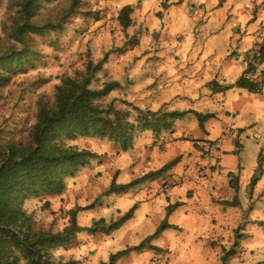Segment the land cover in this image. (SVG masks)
Wrapping results in <instances>:
<instances>
[{"label": "crops", "instance_id": "0c3cea01", "mask_svg": "<svg viewBox=\"0 0 264 264\" xmlns=\"http://www.w3.org/2000/svg\"><path fill=\"white\" fill-rule=\"evenodd\" d=\"M114 4L116 16L122 8L133 7L132 30L163 29L184 36L181 41H158L141 48L150 49L141 61L151 65V74L141 73L142 77L168 85L160 92H135L127 100L142 110L215 114L205 124L208 137L198 133L195 115L187 114L172 132L156 138L145 131L124 152L117 167L121 172L113 174L109 186L114 179L119 185L128 184L178 162L121 193L125 205L110 202L120 194L105 198L112 213L99 219L109 221L114 212L121 216L136 206L133 217L109 235L114 249L140 245L163 222L172 226L152 239L156 250L132 252L117 264H148L153 257L161 264H264V147L256 146L255 156L246 163L241 142L247 129L264 128V84L257 94L236 87L218 93L210 89L213 81L220 86L235 84L254 50L264 44V0H168L166 9L163 0H114ZM263 75L264 64L257 67L254 78L263 80ZM234 114L236 127L229 133L232 117L228 116ZM202 139L216 142L209 156L202 152L198 141ZM235 198L238 204H223ZM171 206L176 207L168 214ZM94 215L92 220H99ZM138 236L141 242L134 245Z\"/></svg>", "mask_w": 264, "mask_h": 264}, {"label": "rangeland", "instance_id": "374dc122", "mask_svg": "<svg viewBox=\"0 0 264 264\" xmlns=\"http://www.w3.org/2000/svg\"><path fill=\"white\" fill-rule=\"evenodd\" d=\"M19 1L0 0L2 47L9 48L17 43L14 38V19ZM37 1L39 6L33 21L41 29L28 36L33 55L24 62L23 67L10 72L9 81L0 88V163L7 152L6 144L27 141L29 130L36 122L39 100L43 98L45 101H53L61 77H73L85 69L89 60L97 62L104 54L109 53L107 63L103 70L97 73L92 84L95 89L101 88L102 84L108 81L121 84L119 89L105 99L107 104L113 100L129 101L126 97H133L135 92H160L168 85L166 81H153L141 75L151 74L150 63L141 61L145 54L150 53V49L141 48L148 43L181 41L184 38L183 35L175 36L172 32H164L163 29L153 32H140L141 30L132 28L123 30L117 22L114 0H79L78 7L72 12L68 11L70 0ZM163 2L166 4L168 0ZM129 102L136 106L134 102ZM213 116L215 117V114ZM236 117V114L228 116L230 124L227 132L235 129ZM198 133L203 138L209 135L206 128H200ZM198 141L201 142L205 155L209 156L216 148L203 147L206 142L216 146V142L204 139ZM241 142L244 147L243 158L248 163L255 156L256 146L264 147V128L256 126L247 129L241 135ZM70 143L96 154L97 158H92L88 165L77 170L74 177L69 176L66 179V190L63 194L27 198L25 208L32 216L37 229L60 232L68 225L71 210L91 205H94L97 213H93V208L79 211V224H90L94 214L98 219L111 216L113 207L107 202L108 199H105L108 196L102 197V194L108 189L113 174L121 172L117 167L125 155L124 152L120 151L116 143L99 136L77 138ZM124 196L125 194L118 197L115 195L110 198V202L125 205ZM98 198L101 199L100 203L105 201V205H96ZM118 216V213L114 212L113 217ZM133 242L138 245L141 242L139 236L134 237ZM112 244V236H89L83 233L71 242L56 247L54 254L64 262L102 264L109 260L111 254L120 250L112 248ZM149 258L150 256H146L147 260ZM148 264L161 263L153 257Z\"/></svg>", "mask_w": 264, "mask_h": 264}, {"label": "trees", "instance_id": "16d2710c", "mask_svg": "<svg viewBox=\"0 0 264 264\" xmlns=\"http://www.w3.org/2000/svg\"><path fill=\"white\" fill-rule=\"evenodd\" d=\"M78 1L70 0L69 12L78 7ZM17 6L19 8L14 19V38L17 43L9 48L0 44V88L9 81V73L23 67L24 62L33 55L28 36L41 29L33 21L39 6L37 0H20ZM163 8L166 9L167 4ZM132 13L131 6H126L117 13V21L123 30L132 25ZM257 48L260 51L258 58L254 53ZM257 48L235 84L220 86L213 81L210 84L212 92H224L236 87L250 93H260L264 75L263 80L254 76L257 67L264 64V44ZM108 59L109 53H106L97 62L89 60L85 69L75 76L61 77L53 101H45L43 98L39 100L36 122L29 130L27 141L6 144L7 152L0 163V264H76L74 261L64 262L58 259L54 249L71 242L82 233L89 236L112 235L133 217L136 206L109 221L94 219L89 226H80L79 211L93 208L94 205H91L71 210L69 223L60 232L35 227L32 216L25 208L27 198L63 194L66 179L74 177L77 170L88 165L92 158H97L96 154L79 149L70 142L77 138L99 136L116 143L120 151L126 152L132 148L138 134L152 131L157 138L163 132H172L175 123L187 114L195 115L202 130L206 122L214 117L213 114L195 111L142 110L126 100H113L107 104L105 99L119 89L121 84L108 81L99 89L93 88L92 84ZM177 162L178 160H174L161 170L150 172L128 184L119 185L114 179L102 197L127 193L137 185L167 172ZM230 177L234 182V174H230ZM255 181L256 178L252 180V184ZM233 189L238 191L235 183ZM99 201L100 198L95 204ZM223 204L233 206L238 201L235 198L231 202L223 201ZM174 207L176 206L169 207L167 213L170 214ZM170 227L172 226L167 222H163L154 235L140 245L113 253L102 264H117L132 252L142 251L146 247L156 250L150 242Z\"/></svg>", "mask_w": 264, "mask_h": 264}, {"label": "built area", "instance_id": "2783aa9c", "mask_svg": "<svg viewBox=\"0 0 264 264\" xmlns=\"http://www.w3.org/2000/svg\"><path fill=\"white\" fill-rule=\"evenodd\" d=\"M254 53H255V56L258 58L259 55H260L259 48H257L256 51H255ZM257 137L259 138V136H257ZM203 147H204L205 149H211V148L214 149L216 146H214V145H210V144H208V143L206 142V143L203 144Z\"/></svg>", "mask_w": 264, "mask_h": 264}]
</instances>
